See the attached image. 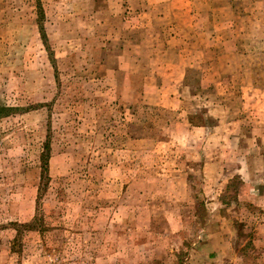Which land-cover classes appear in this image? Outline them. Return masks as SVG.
<instances>
[{
	"label": "rangeland",
	"instance_id": "rangeland-1",
	"mask_svg": "<svg viewBox=\"0 0 264 264\" xmlns=\"http://www.w3.org/2000/svg\"><path fill=\"white\" fill-rule=\"evenodd\" d=\"M0 264H264V0H0Z\"/></svg>",
	"mask_w": 264,
	"mask_h": 264
},
{
	"label": "trees",
	"instance_id": "trees-1",
	"mask_svg": "<svg viewBox=\"0 0 264 264\" xmlns=\"http://www.w3.org/2000/svg\"><path fill=\"white\" fill-rule=\"evenodd\" d=\"M39 32H40L42 40L45 41L46 40V35H45L44 29H43V27L41 25H40V28H39ZM41 161H42V167H41L42 175L44 174L42 179H43V181H45V180L48 179V177L45 175V173L47 172V154L42 153Z\"/></svg>",
	"mask_w": 264,
	"mask_h": 264
}]
</instances>
